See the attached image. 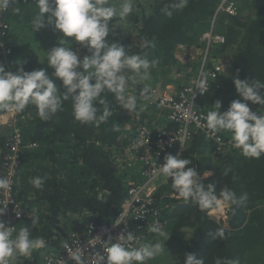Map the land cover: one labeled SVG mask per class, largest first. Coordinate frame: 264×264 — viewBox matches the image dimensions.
Segmentation results:
<instances>
[{
    "label": "trees",
    "instance_id": "trees-1",
    "mask_svg": "<svg viewBox=\"0 0 264 264\" xmlns=\"http://www.w3.org/2000/svg\"><path fill=\"white\" fill-rule=\"evenodd\" d=\"M242 1L244 4L239 5L236 15H219V30L227 42L214 48V54L224 56L228 67L223 88L203 101L207 112L217 100L222 103L220 111L224 112L233 100L241 99L235 90L234 78L264 82V0ZM122 2L109 0L118 11ZM171 2L133 0V11L128 17L116 16L110 21L112 31L106 38L108 42L125 45L131 54L146 56L150 61L158 60V64L150 69L147 80L136 77L135 83L128 88V94L137 97L135 111L123 109L113 94L106 92L104 97L110 103L113 115L99 127L76 121L70 99L64 102L63 111L47 121L38 117L32 105L17 114V124L26 139L40 145L39 150L28 156L33 170L23 171L18 182L25 184L36 176L45 178L42 189L28 184L26 192L34 190L31 198L20 194L18 187L24 205L36 210L35 216L39 217L35 227L30 219L23 221L20 228L29 227L34 238L45 240V247L34 249L30 257L14 256V264H42V255L59 249L69 231L81 232L92 222L99 225L109 223L121 211L130 183L136 180L135 173L122 169L116 161V153L126 145L122 131L133 117L145 112V96L150 94L151 88L160 81L171 80L165 77L167 70L178 64L175 57L177 47L201 46V35L210 27L221 0H188L185 8L169 18L161 9ZM15 7L20 8L19 14L12 11ZM37 12L35 5H23L19 1L11 5L7 13L10 30L5 39L13 50L8 62L10 67L4 65V58L0 55V63L6 71H16L19 66L16 62L21 61L25 71L44 68L52 74L53 70L47 66L46 52L57 45L61 34L54 33L50 26L33 32L31 20ZM144 39L151 42L150 47H143ZM72 47L75 49L79 45L73 44ZM86 54L87 51L81 49V55ZM57 87L61 93L65 91L61 81H57ZM145 87L149 91L142 95ZM249 107L257 111L260 106L249 102ZM117 123L120 131L115 132L112 129ZM183 157L192 160L188 167L197 168L202 173L215 167L212 176L207 180L202 178L205 185L213 183L217 191L227 186L238 199L245 195L247 198L229 207L230 227H225L210 218L209 210L202 211L193 202L177 198L170 179L157 196L161 219L168 223L169 239L150 238L147 232L149 243L159 241L165 246L163 252L148 264H184L186 253H195L197 259H204L205 264H214L215 258L221 261L238 259L239 264H264V156L250 158L249 162L231 168L229 162H225L230 155L219 154L212 142L197 134ZM252 165L257 180L248 182L246 177L253 178ZM250 187L255 190H247ZM254 199L261 200L262 204H252ZM246 218L248 223L244 224ZM220 228L224 229L225 238L213 239Z\"/></svg>",
    "mask_w": 264,
    "mask_h": 264
},
{
    "label": "clouds",
    "instance_id": "clouds-1",
    "mask_svg": "<svg viewBox=\"0 0 264 264\" xmlns=\"http://www.w3.org/2000/svg\"><path fill=\"white\" fill-rule=\"evenodd\" d=\"M188 0H172L165 4L161 12L171 18L173 13L187 6ZM11 0H0V11H7ZM38 12L31 20L33 32H38L50 26L60 38L56 46L46 52L49 72L40 68L25 71L24 62L17 61L16 71H6L0 63V109L23 112L32 105L36 108L38 117L47 121L57 112L63 111V104L69 99L72 102V115L81 124H94L99 127L113 115L110 103L104 94H113L118 104L128 112L137 108V97L128 94L130 84L136 77L147 80L150 69L158 64V60H149L146 56L131 54L125 45L118 42H108L110 21L116 16L121 19L128 17L133 11V0H123L119 11L109 3V0H35ZM19 14L20 8H12ZM71 38V40L69 39ZM79 45L73 48L72 45ZM151 46L147 39L143 47ZM81 49L88 54L81 55ZM132 73L133 75H128ZM61 81L65 91L61 93L57 87ZM233 84L241 99L233 100L228 109L221 112L222 103L217 100L212 110L204 117L206 128L215 135L221 131L231 133L233 147L249 158H260L264 155V114L259 109L264 107V82L259 80L233 79ZM201 83L200 87H203ZM145 87L142 95L148 93ZM145 98H147L145 96ZM259 105L257 111L249 107ZM99 105L100 107H98ZM113 131H120L119 124L113 125ZM143 139H138L134 148L142 146ZM192 160L168 154L160 166V173L171 179L172 188L177 198L191 201L200 210L210 212L222 211L231 205L239 204L246 195L237 198L235 192L224 186L219 191L213 183L204 184L202 177L193 167ZM211 172L203 173L207 180ZM10 180L0 176V189L8 190ZM29 183L35 189H42L45 184L43 177H31ZM6 206V205H5ZM5 206L0 207V216L5 214ZM208 211V212H209ZM39 222V217L33 215V227ZM152 233L169 239V234L157 222L149 226ZM14 227H9L0 220V264H9L10 258L16 255L30 257L34 249L45 247V240L34 238L29 227L19 229L13 237ZM224 239L223 228L217 229L212 236ZM134 234L111 236L104 241V253H97L103 264H145L155 259L163 250L164 245L157 241L138 247L133 245ZM75 264H87L82 254H74ZM184 264H205L203 258L197 259L195 253H186ZM214 264H239V260L215 258Z\"/></svg>",
    "mask_w": 264,
    "mask_h": 264
},
{
    "label": "built area",
    "instance_id": "built-area-1",
    "mask_svg": "<svg viewBox=\"0 0 264 264\" xmlns=\"http://www.w3.org/2000/svg\"><path fill=\"white\" fill-rule=\"evenodd\" d=\"M12 1L7 11H0V55L4 58L6 67H9V57L13 53L11 46L5 41L10 30L7 13L11 5L18 1L23 5H35V0H16L13 4ZM237 10L236 0H221L210 27L201 35L202 60L196 67L195 74L192 75L194 69H189L191 78L176 87L167 85L170 84L169 81L158 82L146 98L145 112L133 117L122 131L126 145L122 146L121 152L116 153V161L122 169L135 173L136 180L130 183L118 216L102 225L92 222L81 232L69 231L59 249L42 255V264H75L72 259L74 254H82L87 264H103L97 253L106 255L104 241L111 236L115 242L118 235L127 232L134 234V246L149 243L147 232L150 233V238L159 237L149 230V226L158 222L165 231L168 228L167 221L163 219V222L161 219V208L157 201L161 187L170 180L160 173L164 157L172 154L184 158L185 150L197 134L212 142L219 154L226 155L229 152L233 146L232 141L223 137L222 131L213 135L206 128L204 117L207 110L203 101L223 88L222 77L228 67L224 56L214 54V48L227 42L226 36L219 30V15L224 12L236 15ZM179 46L186 48L185 45ZM201 83L203 87H200ZM260 112L264 114V107H261ZM17 114L6 110L0 112V176L11 182L8 190L0 189V207L6 205L5 214L0 216V220L7 226L14 227L13 237L19 231L21 223L30 220L37 212L28 209L20 199L18 181L19 176L31 164L28 156L39 150L40 146L37 142L26 139L17 124ZM164 120L169 122L166 128L163 127ZM141 138L143 145L134 148L135 142ZM228 212L229 209L226 208L214 213L209 211L208 215L222 223V220H227ZM14 261V257L10 258L9 264H14Z\"/></svg>",
    "mask_w": 264,
    "mask_h": 264
},
{
    "label": "rangeland",
    "instance_id": "rangeland-1",
    "mask_svg": "<svg viewBox=\"0 0 264 264\" xmlns=\"http://www.w3.org/2000/svg\"><path fill=\"white\" fill-rule=\"evenodd\" d=\"M237 8L239 5H243L244 2L242 0H236ZM239 11V9L237 10ZM225 13V12H224ZM175 57L177 59L176 65H173L170 70H167V76L165 78H169L172 81H179V84L186 82L184 79L186 77L191 76V72L189 69H194L192 75L196 72V67L199 66L202 60V53L200 46H186V48H181L178 46L176 49ZM184 62H182L183 60ZM182 62V63H181ZM10 67V66H9ZM8 68V67H7ZM164 128L169 126V122L167 120L163 121ZM28 171H32L33 167L31 164L28 166Z\"/></svg>",
    "mask_w": 264,
    "mask_h": 264
},
{
    "label": "crops",
    "instance_id": "crops-1",
    "mask_svg": "<svg viewBox=\"0 0 264 264\" xmlns=\"http://www.w3.org/2000/svg\"><path fill=\"white\" fill-rule=\"evenodd\" d=\"M191 78V76L190 77H186L184 80L185 81H188L189 79ZM224 80V76L222 77V81ZM171 82H172V80H170L169 81V83L170 84H167V85H169V86H174V87H176L177 85H179V81H176V83H172L171 84ZM0 112H2V109L0 110ZM224 134V133H223ZM224 136H225V138L226 139H228V140H231V133H229V132H226L225 131V134H224ZM232 141V140H231ZM227 155H230V157H229V159L228 160H226L225 162H229V167H233V165H236V164H243V163H246V162H249L248 160L250 159L249 157H245V156H243L242 154H241V151L239 150V149H236V148H234L233 146L230 148V150H229V152H227L226 153V156ZM264 156V155H263ZM246 159V160H245ZM224 162V161H223ZM212 167V166H211ZM253 165L251 166V175H252V177L253 178H247L246 177V179H247V181L248 182H251V181H256L257 180V178H255V176H254V171H253ZM197 172H198V174H200L201 175V177L203 178V173H202V171L200 172L199 171V169H195ZM215 167L214 168H209L208 170H207V172H211V176L215 173ZM202 173V174H201ZM243 177H241L240 176V179H242ZM28 184H29V180H28V183H25V184H22V183H20V186H19V191H20V194H22L25 198L27 197H29V198H31L33 195V193H34V190L32 191V190H28V192H26V190L28 189ZM247 190H255V189H253L252 187H250V188H248ZM252 197L253 196H255L254 194H252L251 195ZM252 204H254V205H259V204H262V201L261 200H259V199H254V201H253V203ZM228 209H229V207H228ZM215 222H217V220L215 221ZM244 224H246V223H248V218H246L244 221ZM222 223L224 224V226L225 227H230V222H229V217L227 218V220H222Z\"/></svg>",
    "mask_w": 264,
    "mask_h": 264
}]
</instances>
